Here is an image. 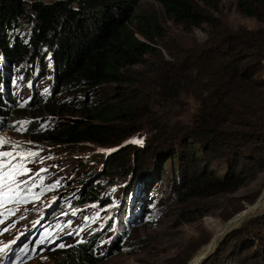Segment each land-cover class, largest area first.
I'll use <instances>...</instances> for the list:
<instances>
[{
  "label": "trees",
  "instance_id": "trees-1",
  "mask_svg": "<svg viewBox=\"0 0 264 264\" xmlns=\"http://www.w3.org/2000/svg\"><path fill=\"white\" fill-rule=\"evenodd\" d=\"M157 1L167 20L189 32L203 30L207 39L187 35L163 42L167 34L159 15L137 14L139 0H0V135L20 129L27 112L57 117L79 112L77 120L65 123L41 126L35 120L28 131L45 145L110 146L115 153L100 171H107L102 179H116L109 188L120 183L116 169L129 165L120 175L130 180L117 206L103 195L101 179L90 181L91 176L83 177V189L72 196V208L104 202L106 231H115L108 251L98 253L99 236L54 249L47 261L105 264L111 256L140 252L131 230L154 225L156 180L150 169L165 161L176 173L171 193L182 208L230 194L264 171V29L234 26L223 19L216 0ZM238 6L244 16L264 23V0H238ZM158 44L171 58L155 65L160 76L149 84L136 68L160 54ZM42 81L49 83L46 93L39 88ZM14 86L30 88L25 106ZM106 87L114 91L113 105L98 103L96 95ZM74 100L85 106L77 110ZM155 101L163 112L147 122L156 130L152 141L142 147L128 142L139 131L130 127L150 114ZM169 112L186 119L173 122ZM258 199L233 212L229 221ZM257 214L252 223L259 225L258 232L227 236L206 264H254L253 256H263L264 210Z\"/></svg>",
  "mask_w": 264,
  "mask_h": 264
},
{
  "label": "rangeland",
  "instance_id": "rangeland-1",
  "mask_svg": "<svg viewBox=\"0 0 264 264\" xmlns=\"http://www.w3.org/2000/svg\"><path fill=\"white\" fill-rule=\"evenodd\" d=\"M214 6L222 8L223 19H228L236 27H245L255 31L264 29V23L255 18L246 17L239 11L238 0H216ZM138 8L137 14L144 12L146 15H159L167 34L166 38L162 39L165 43L173 39L180 40L187 35H195L201 42L207 39V34L203 30L189 32L182 26L167 20L157 0H139ZM19 33L23 32L20 30ZM156 48L160 54L158 53L156 58L147 57L146 63L148 64L136 68V74L143 76V79L146 78L149 84H152L153 78L158 79L160 76V73L157 74L155 70V65L160 64L163 58H171L163 46L158 44ZM136 74L135 76L138 75ZM39 88L42 93H46L49 90V83L42 81L39 83ZM13 91L23 106L30 100L29 87L14 86ZM141 92L143 90H138L137 93ZM96 96H98V103H104V105L116 103L114 91L108 87ZM74 101L71 105L77 110L85 106L84 103L78 105L79 101L78 103L77 100ZM155 103L156 105H152L153 110L150 108L149 115L140 117L130 127V130L139 131L128 142L142 141V143L133 142L142 147L145 142L152 141L156 130H152L147 122L152 114L155 121L156 113L163 112L159 109L158 103L156 101ZM191 106H194L192 102L190 109H192ZM71 112L66 115L60 113L58 117L47 113L42 115L37 112H27L24 119L20 121V129L0 135V189L6 188L5 193L0 194V204L1 202L8 203L7 211H15L7 219L0 220V244L7 245L14 240L16 233L23 232L26 236H33L37 241H41L46 252L44 255H39L33 262L26 264H60L62 262L67 264L60 257L47 261L52 250L61 246L66 247L65 244H72L77 240L99 236L101 238L98 241L97 251L99 254L106 253L115 236L114 230L106 231L109 215L102 210L103 201L81 208H72L71 204L72 196L84 187L79 184L83 177L91 176L90 181L100 180L107 172L100 171L103 167L108 168L109 160L115 151L110 146L103 148V146L92 144L45 145L37 142L28 131L35 120H39L41 126L55 121L65 123L77 120L79 112L77 114ZM167 116L171 117L173 122L179 118L186 119L173 112H169ZM5 152L12 155L3 156L2 153ZM158 162L159 160H155L152 163L156 165ZM164 163L163 166L156 165L150 169V178L156 180L155 191L152 194L155 202L151 216L154 225L150 228L140 225L130 229L135 235L134 244L139 243L140 252L133 255L111 256L105 264H183V262L193 264L195 261L194 264H198L207 253H215L219 241L227 236L231 235L230 237L234 239L236 236L233 233L260 230L259 225L252 222L258 215L257 213L264 210V202L258 212L243 217L244 211L230 221L229 216L236 210L244 208L250 200L256 197L260 199L264 192V171L257 178L247 181L241 188L230 194L197 199L190 206L182 208L171 193L176 176V173L173 174L172 162L165 161ZM128 167L129 165L123 164L122 167L116 169L115 175L118 176L117 181L120 183L115 188H109L110 184L116 180L115 178L100 181L103 195L106 194L112 198L115 206L121 203L124 188L130 180L126 174L123 177L120 176L122 172L125 173L128 170ZM224 170L223 167L221 172L223 173ZM48 219L52 223H48ZM119 220L124 221L122 216ZM68 228L70 231H67ZM70 234L73 235L72 239L64 243L63 241ZM51 239L60 242L49 249L51 246L45 247V244ZM205 242L206 244L209 242L208 246L200 253L201 255L198 254L190 262ZM188 252L191 256L184 258ZM209 255L200 264H206ZM253 259L254 264H264V255L257 253ZM211 261L213 262V259Z\"/></svg>",
  "mask_w": 264,
  "mask_h": 264
},
{
  "label": "water",
  "instance_id": "water-1",
  "mask_svg": "<svg viewBox=\"0 0 264 264\" xmlns=\"http://www.w3.org/2000/svg\"><path fill=\"white\" fill-rule=\"evenodd\" d=\"M263 202H264V192H263L262 196L260 197V199L258 200V202L254 206H252L251 209L249 208V210H246L244 212L243 217H245L251 213L258 212L262 208ZM207 256L205 255L200 261L202 262L204 259H206Z\"/></svg>",
  "mask_w": 264,
  "mask_h": 264
},
{
  "label": "clouds",
  "instance_id": "clouds-1",
  "mask_svg": "<svg viewBox=\"0 0 264 264\" xmlns=\"http://www.w3.org/2000/svg\"><path fill=\"white\" fill-rule=\"evenodd\" d=\"M48 223H52V222H51V221H48ZM76 233H77V231L75 230V234H76ZM71 239H72V236H68L67 239L64 240L63 242L66 243V242L70 241ZM77 241H78V240H77ZM77 241H76V242H77ZM59 242H60L59 240L52 239V240L48 243V245L51 246L49 249H51L52 247H54L55 245H57ZM74 243H75V242H74ZM72 244H73V243H72ZM72 244H68V245H65V246L68 247V246H70V245H72ZM48 245H47V246H48ZM52 245H53V246H52ZM49 249H48V250H49ZM45 253H46V252H44V254H45ZM44 254H43V255H44ZM39 255H40V254H38V256H39Z\"/></svg>",
  "mask_w": 264,
  "mask_h": 264
},
{
  "label": "snow or ice",
  "instance_id": "snow-or-ice-1",
  "mask_svg": "<svg viewBox=\"0 0 264 264\" xmlns=\"http://www.w3.org/2000/svg\"><path fill=\"white\" fill-rule=\"evenodd\" d=\"M133 142L142 143V141H133ZM2 155L3 156H11L12 154L8 153V152H5V153H2ZM29 155H31V153H29Z\"/></svg>",
  "mask_w": 264,
  "mask_h": 264
},
{
  "label": "bare ground",
  "instance_id": "bare-ground-1",
  "mask_svg": "<svg viewBox=\"0 0 264 264\" xmlns=\"http://www.w3.org/2000/svg\"><path fill=\"white\" fill-rule=\"evenodd\" d=\"M0 139H1V138H0ZM101 179H102V178H101ZM77 181H78V180H77ZM82 184H83V183H82ZM12 188H13V187H12ZM69 189H70V188H69ZM70 196H71V195H70ZM1 203L3 204V202H1ZM91 213H92V212H91ZM102 214H103V213H102ZM21 215H22V214H21ZM60 215H61V214H60ZM80 216H81V215H80ZM50 218H51V217H50ZM52 218H53V217H52ZM38 223H40V222H38ZM32 226H33V225H32ZM35 228H36V227H35ZM38 228H39V226H38ZM39 230H40V229H39ZM61 230H62V229H61ZM80 239H81V237H80ZM65 245H66V244H65ZM209 254H210V253H207L206 256L209 255ZM202 258H203V257H202ZM202 258H201V259H202ZM201 259H200V260H201ZM200 263H201V261H199L198 264H200Z\"/></svg>",
  "mask_w": 264,
  "mask_h": 264
}]
</instances>
